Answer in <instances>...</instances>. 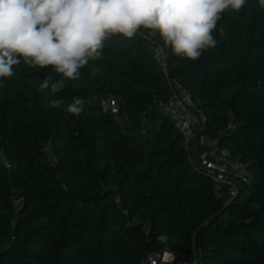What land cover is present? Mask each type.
Here are the masks:
<instances>
[{"label":"trees","instance_id":"obj_1","mask_svg":"<svg viewBox=\"0 0 264 264\" xmlns=\"http://www.w3.org/2000/svg\"><path fill=\"white\" fill-rule=\"evenodd\" d=\"M220 24L224 35L197 61L145 29L104 41L103 58L55 96L39 90L46 75L61 79L52 66L21 63L0 80V156L13 166L0 162V264H142L166 250L188 264H264V8L246 0ZM156 43L206 116L204 135L247 166L246 198L227 206L228 188L219 195L162 114L171 90ZM75 96L79 117L65 111ZM111 98L118 116L104 108ZM52 99L63 103L49 108Z\"/></svg>","mask_w":264,"mask_h":264},{"label":"clouds","instance_id":"obj_2","mask_svg":"<svg viewBox=\"0 0 264 264\" xmlns=\"http://www.w3.org/2000/svg\"><path fill=\"white\" fill-rule=\"evenodd\" d=\"M246 0H0V80L14 77L21 63L52 70L39 90L52 96L65 81H78L89 62L103 58L104 41L142 30L158 32L163 44L183 59L197 61L224 35L225 10L240 11ZM264 8V0H258ZM100 69L91 71L94 77ZM52 99L49 108H58ZM85 100L75 96L65 111L79 117Z\"/></svg>","mask_w":264,"mask_h":264},{"label":"built area","instance_id":"obj_3","mask_svg":"<svg viewBox=\"0 0 264 264\" xmlns=\"http://www.w3.org/2000/svg\"><path fill=\"white\" fill-rule=\"evenodd\" d=\"M154 59L166 75L171 90V98L161 106L162 114L175 124L177 132L183 138L190 161L195 167L198 165V169L211 178L219 195L225 188H228L227 206L241 200L243 195H248L252 186V178L247 166L242 162L232 160L228 151L219 148L218 141L207 143L208 138L204 135L207 118L203 113L196 111L190 93L180 83L169 78V55L161 44L156 43L154 46ZM104 108L115 116L120 114V102L116 98L108 99ZM231 129H234L233 125H230L229 130ZM46 153L55 164L57 159L50 147L46 149ZM0 162L7 171L12 170L13 166L4 154L0 156ZM22 206V200L14 201L15 217L18 216ZM161 241L165 243L167 238L164 237ZM142 264L188 263L181 254L166 250L148 255Z\"/></svg>","mask_w":264,"mask_h":264},{"label":"rangeland","instance_id":"obj_4","mask_svg":"<svg viewBox=\"0 0 264 264\" xmlns=\"http://www.w3.org/2000/svg\"><path fill=\"white\" fill-rule=\"evenodd\" d=\"M207 143H210V140H209V139H207ZM196 167L199 168L198 165H196ZM241 192H242V194H243V190H242ZM244 197H245V196L243 195L242 198H244ZM245 198H246V197H245Z\"/></svg>","mask_w":264,"mask_h":264},{"label":"bare ground","instance_id":"obj_5","mask_svg":"<svg viewBox=\"0 0 264 264\" xmlns=\"http://www.w3.org/2000/svg\"><path fill=\"white\" fill-rule=\"evenodd\" d=\"M167 258L169 259L170 257L168 256Z\"/></svg>","mask_w":264,"mask_h":264}]
</instances>
